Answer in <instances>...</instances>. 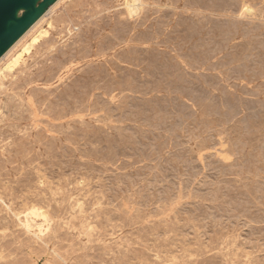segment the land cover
<instances>
[{
	"label": "rangeland",
	"instance_id": "1",
	"mask_svg": "<svg viewBox=\"0 0 264 264\" xmlns=\"http://www.w3.org/2000/svg\"><path fill=\"white\" fill-rule=\"evenodd\" d=\"M14 1L0 264H264V0Z\"/></svg>",
	"mask_w": 264,
	"mask_h": 264
},
{
	"label": "bare ground",
	"instance_id": "2",
	"mask_svg": "<svg viewBox=\"0 0 264 264\" xmlns=\"http://www.w3.org/2000/svg\"><path fill=\"white\" fill-rule=\"evenodd\" d=\"M90 0H88V2H89ZM119 1V0H118ZM164 1V0H163ZM247 1V0H246ZM258 1V0H257ZM263 1V0H262ZM78 2V1H77ZM76 2V3H77ZM91 2V1H90ZM112 2V1H111ZM122 2V1H121ZM125 2V1H124ZM162 2V1H161ZM160 2V3H161ZM259 2V1H258ZM85 3V2H84ZM133 3V2H132ZM138 2H136V4H137ZM247 3V2H246ZM256 3V2H255ZM260 3V2H259ZM74 4V3H73ZM94 4H96V3H94ZM108 4V3H107ZM113 4V3H112ZM125 4V3H124ZM134 4V3H133ZM162 4V3H161ZM250 4V3H249ZM118 5V4H117ZM139 5V4H138ZM137 5V6H138ZM150 5H151V2H150ZM73 6V5H72ZM95 6V5H94ZM114 6H116V5H114ZM144 6V5H143ZM142 6V7H143ZM247 6V5H246ZM261 6H262V4H261ZM63 7V6H62ZM71 7V6H70ZM75 7H76V5H75ZM96 7V6H95ZM127 7V9L128 10H133V9H135L136 7L134 6V5H127L126 6ZM146 7V6H145ZM144 7V8H145ZM157 7H158V5H157ZM55 5L54 6H52L40 19H38L39 21H41L40 22V24L39 25H37V26H40L41 25V23H44L45 21H46V18L50 15V14H52V12L55 10ZM86 8V7H85ZM123 8H125V7H123ZM143 8V9H144ZM148 8H150V7H148ZM162 8V7H161ZM169 8V7H168ZM176 8V7H175ZM245 8H247V7H245ZM61 9V8H60ZM78 9V8H77ZM97 9V8H96ZM126 9V10H127ZM159 9V8H158ZM252 9V8H251ZM66 10V9H65ZM68 10V9H67ZM72 10V9H71ZM74 10V9H73ZM119 10V9H118ZM168 10V9H167ZM242 10V9H241ZM262 10V9H261ZM64 11V10H63ZM76 11V10H75ZM98 11H100V9L98 10ZM102 11H104V10H102ZM106 11V10H105ZM105 11H104V14H105ZM114 11V10H113ZM179 11V10H178ZM251 11V10H250ZM62 12V11H61ZM78 12V11H77ZM101 12V11H100ZM107 12V11H106ZM130 12V11H129ZM138 12H139V10H138ZM241 12V11H240ZM88 13V12H87ZM93 13V12H92ZM91 13V14H92ZM127 13V12H126ZM177 13V12H176ZM195 13V12H194ZM209 13V12H208ZM242 13V12H241ZM253 13V12H252ZM60 14V13H59ZM98 14H100V13H98ZM130 14V13H129ZM159 14V13H158ZM157 14V15H158ZM189 14V13H188ZM200 14V13H199ZM150 15V14H149ZM212 15V14H211ZM219 15H221V14H219ZM228 15V14H227ZM249 15V14H248ZM248 15H247V17H248ZM258 15V14H257ZM256 15V16H257ZM58 16V15H57ZM68 16V15H67ZM141 16V15H140ZM230 16V15H229ZM243 16V15H242ZM245 17V16H244ZM57 18V17H56ZM215 18V17H214ZM225 18V17H224ZM230 18V17H229ZM233 18V17H232ZM250 18V17H249ZM53 19H55V18H53ZM234 19V18H233ZM57 20V19H56ZM63 20V19H62ZM134 19H132V21H133ZM39 21H37L32 27H34L36 24H38V22ZM54 21V20H53ZM172 21V20H171ZM251 21V20H250ZM138 22V21H137ZM85 23V22H84ZM58 24V23H57ZM90 24V23H89ZM89 24H88V26H89ZM68 25V24H67ZM83 25V24H82ZM81 25V26H82ZM96 25H98V24H96ZM132 24H130V26H131ZM49 26V25H48ZM135 26V25H134ZM63 27V26H62ZM70 27V26H69ZM80 27V26H79ZM103 27V26H102ZM110 27V26H109ZM132 27V26H131ZM145 27V26H144ZM60 28V27H59ZM77 28V27H76ZM54 29V28H53ZM73 29V28H72ZM104 29V28H103ZM35 30V29H34ZM67 30V29H66ZM76 30V29H75ZM134 30V29H133ZM28 31H29V29H28ZM48 31V30H47ZM77 31V30H76ZM139 31V30H138ZM40 32V31H39ZM55 32V31H54ZM137 32V31H136ZM144 32V31H143ZM106 33V32H105ZM24 34H26V33H24ZM41 34H43V35H45L46 34V32L45 31H42L41 32ZM68 34H70L69 32H68ZM84 34V33H83ZM132 34H134V33H132ZM34 35V34H33ZM54 35V34H53ZM61 35V34H60ZM88 35H89V33H88ZM103 35V34H102ZM57 36V35H56ZM24 37V36H23ZM52 37V36H51ZM60 37V36H59ZM68 37V36H67ZM101 37V36H100ZM99 37V38H100ZM238 37V36H237ZM22 38V37H21ZM65 38V37H64ZM72 38H73V36H72ZM26 39V38H25ZM31 39V38H30ZM56 39V38H55ZM88 39V38H87ZM90 39H91V36H90ZM98 39V38H97ZM232 39V38H231ZM241 39V38H240ZM35 40L36 39H34V42H35ZM59 40V39H58ZM156 40V39H155ZM19 41V40H18ZM67 41V40H66ZM23 42V41H22ZM59 42V41H58ZM96 42V41H95ZM128 42V41H127ZM25 43V42H24ZM45 43V42H44ZM94 43V42H93ZM100 42H98V44H99ZM21 44V43H20ZM96 44V43H95ZM133 44V43H132ZM57 45H58V43H57ZM129 46H130V44H128ZM147 45V44H146ZM15 46V45H14ZM60 46V45H59ZM62 46V45H61ZM76 46H78L77 44H76ZM84 46V45H83ZM133 46V45H132ZM150 46V45H149ZM57 47V46H56ZM128 47V46H127ZM137 47V46H136ZM147 47V46H146ZM151 47V46H150ZM23 48V47H22ZM54 48V47H53ZM64 48V47H63ZM169 48V47H168ZM25 49V48H24ZM24 49H21V50H24ZM41 49V48H40ZM65 49V48H64ZM123 49V48H122ZM18 50V49H17ZM26 51H28L29 49L28 48H26L25 49ZM52 50V49H51ZM54 50V49H53ZM75 50V49H74ZM93 50V49H92ZM91 50V51H92ZM13 51H15V50H13ZM30 51V50H29ZM38 51V50H37ZM42 51V50H41ZM8 52V51H7ZM17 52V51H16ZM16 52H15V54H16ZM46 52V51H45ZM102 52V51H101ZM6 53V52H5ZM4 53V54H5ZM12 53V52H11ZM38 53V52H37ZM46 53H48V52H46ZM113 53V52H112ZM18 54V53H17ZM35 54V53H34ZM41 54V53H40ZM50 54V53H49ZM56 54V53H55ZM92 54V53H91ZM97 54V53H96ZM173 54V53H172ZM47 55V54H46ZM51 55V54H50ZM112 55V54H111ZM174 55V54H173ZM221 55V54H220ZM4 56V55H3ZM12 56V55H11ZM32 56V55H31ZM83 56V55H82ZM92 56V55H91ZM103 56V55H102ZM129 56V55H128ZM36 57V56H35ZM44 57V56H43ZM96 57V56H95ZM110 57V56H109ZM147 57H148V55H147ZM21 57L20 56H17V57H15L14 59H12V60H10L9 62H7L5 65V68H10V65L12 64V65H15V64H17V62H18V60L20 59ZM33 58V57H32ZM31 58V59H32ZM90 58V57H89ZM103 58V57H102ZM137 58V57H136ZM135 58V59H136ZM216 58H217V56H216ZM69 59V58H68ZM85 59V58H84ZM91 59V58H90ZM97 59V58H96ZM100 59V58H99ZM109 59V58H108ZM214 59H215V57H214ZM38 60V59H37ZM42 60V59H41ZM89 60V59H88ZM105 60V59H104ZM103 60V61H104ZM25 61V60H24ZM32 61H35L34 59L32 60ZM44 61V60H43ZM46 61V60H45ZM85 61H86V59H85ZM90 61V60H89ZM99 61V60H98ZM102 61V60H101ZM106 61V60H105ZM6 62V61H5ZM52 62H54L53 60H52ZM62 62V61H61ZM137 62V61H136ZM2 63V62H1ZM29 63V62H28ZM83 63H84V61H83ZM95 63H96V61H95ZM102 63H104V62H102ZM106 63V62H105ZM120 63V62H119ZM183 63V62H182ZM23 64V63H22ZM76 64V63H75ZM74 63H73V65H75ZM77 64H78V62H77ZM87 64H89L88 62H87ZM86 64V65H87ZM91 64V63H90ZM43 65V64H42ZM49 65V64H48ZM68 65V64H67ZM70 65H72V64H70ZM121 65V64H120ZM27 66H28V64H27ZM34 66V65H33ZM44 66V65H43ZM76 66V65H75ZM80 66V65H79ZM85 66V65H84ZM96 66H97V64H96ZM126 66V65H125ZM25 67V66H24ZM68 67V66H67ZM74 67V66H73ZM78 67V66H77ZM181 67V66H180ZM37 68V67H36ZM100 68V67H99ZM104 68V67H103ZM27 69V67L25 68V70L24 71H27L26 70ZM63 69V68H62ZM61 69V70H62ZM68 69V68H67ZM72 69V68H71ZM20 70V69H19ZM29 70V69H28ZM46 70V69H45ZM75 70V69H74ZM110 70V69H109ZM21 71V70H20ZM68 71V70H67ZM47 72V71H46ZM61 72H63V71H61ZM34 73V72H33ZM67 73V72H66ZM70 73V72H69ZM113 73V72H112ZM180 73V72H179ZM203 73H205V72H203ZM31 74V73H30ZM74 74V73H73ZM79 74V73H78ZM24 75V74H23ZM46 75V74H45ZM45 75H43V76H45ZM63 75V74H62ZM75 75H76V73H75ZM28 76V75H27ZM42 76V77H43ZM58 76V75H57ZM114 76V75H113ZM117 76V75H116ZM174 76V75H173ZM18 77V76H17ZM16 77V78H17ZM61 77V76H60ZM77 77V76H76ZM57 78V77H56ZM88 78V77H87ZM115 78V77H114ZM32 79V78H31ZM30 79V80H31ZM60 78H58V80H59ZM78 79V78H77ZM115 79H117V78H115ZM83 80V79H82ZM28 81V80H27ZM52 81V80H51ZM61 81V80H60ZM80 81V80H79ZM101 81V80H100ZM13 82V81H12ZM32 82V81H31ZM45 82V81H44ZM70 82V81H69ZM87 82V81H86ZM102 82V81H101ZM118 82V81H117ZM58 83V82H57ZM127 83V82H126ZM195 83V82H194ZM54 84V83H53ZM68 84V83H67ZM257 84V83H256ZM36 85V84H35ZM49 85V84H48ZM55 85V84H54ZM105 85V84H104ZM43 86V85H42ZM68 86V85H67ZM39 88V87H38ZM44 88V87H43ZM48 88V87H47ZM51 88V87H50ZM116 88V87H115ZM36 89V88H35ZM49 89V88H48ZM43 90V89H42ZM50 90V89H49ZM75 90V89H74ZM120 90V89H119ZM124 90V89H123ZM46 91H47V89H46ZM69 91V90H68ZM122 91V90H121ZM108 92V91H107ZM258 92V91H257ZM35 93V92H34ZM38 93V92H37ZM66 93V92H65ZM69 93V92H68ZM74 93V92H73ZM92 93V92H91ZM98 93V92H97ZM121 93V92H120ZM125 93V92H124ZM124 93H123V95H124ZM129 93V92H128ZM64 94V93H63ZM72 94V93H71ZM70 94V95H71ZM132 95V94H131ZM137 96H138V94H137ZM70 97V96H69ZM124 97V96H123ZM91 98V97H90ZM113 98V97H112ZM114 98H115V96H114ZM118 99V98H117ZM87 100V99H86ZM113 100V99H112ZM115 100V99H114ZM75 102V101H74ZM99 102H100V100H99ZM89 103V102H88ZM96 103V102H95ZM103 103V102H102ZM75 104V103H74ZM73 104V105H74ZM84 104V103H83ZM87 104V103H86ZM93 104V103H92ZM104 104V103H103ZM90 105V104H89ZM76 106V105H75ZM79 107V106H78ZM81 107V106H80ZM83 109V108H82ZM85 109V108H84ZM83 109V110H84ZM93 109V108H92ZM101 109V108H100ZM105 109V108H104ZM78 110V109H77ZM88 111V110H87ZM107 111V110H106ZM97 112V111H96ZM79 113V112H78ZM84 113V112H83ZM80 116V115H79ZM30 118V117H29ZM7 125V124H6ZM10 125V124H9ZM8 189V188H7ZM9 190V189H8ZM9 194V193H8ZM10 195V194H9ZM8 198V197H7ZM2 199V198H1ZM2 204V203H1ZM3 205V204H2ZM79 208V207H78ZM39 209V208H38ZM75 209V208H74ZM41 210V209H40ZM34 211H36L35 210V208H34ZM33 211V212H34ZM42 211V210H41ZM78 212H79V210H77ZM32 212V213H33ZM40 212V211H39ZM177 212V211H176ZM36 213V212H35ZM174 213V212H173ZM178 213V212H177ZM34 214V213H33ZM37 214V213H36ZM179 214V213H178ZM38 215V214H37ZM47 215V214H46ZM49 215V214H48ZM174 215H175V213H174ZM36 216V215H35ZM41 217H43V216H41ZM49 219H50V217H48ZM56 218V217H55ZM58 218V217H57ZM69 218V217H68ZM83 219H85V218H83ZM175 219V218H174ZM29 220V219H28ZM27 220V218H26V221H24V224H23V228L25 229V231H29V228H31V223H29V221ZM32 220V219H31ZM44 220H45V218H44ZM51 220V219H50ZM57 220V219H56ZM67 221H68V219H67ZM20 222V221H19ZM31 222V221H30ZM58 223V222H57ZM78 223V222H77ZM31 224V225H30ZM34 224V223H33ZM45 224V223H44ZM50 224V223H49ZM68 224V223H67ZM38 225H41V224H38ZM37 225V226H38ZM47 225V224H46ZM19 226V225H18ZM49 226V225H48ZM22 227V226H21ZM33 227V226H32ZM36 227V226H35ZM34 228V227H33ZM32 228V229H33ZM41 228V227H40ZM46 228V227H45ZM44 228V229H45ZM48 228V227H47ZM71 228V227H70ZM31 230V229H30ZM36 230H39V228L38 229H36ZM35 230V231H36ZM67 230V229H66ZM70 230V229H69ZM90 230V229H89ZM41 231V230H40ZM43 231V230H42ZM45 231H46V229H45ZM38 232V231H37ZM68 232V231H67ZM19 233V232H18ZM39 233V232H38ZM45 233V232H44ZM15 234V233H14ZM48 234H49V231H48ZM73 234V233H72ZM78 234V233H77ZM12 235V234H11ZM31 235H32V233H31ZM38 235V234H37ZM43 235V234H42ZM41 235V236H42ZM58 236H59V234H57ZM82 235V234H81ZM33 236V235H32ZM34 236H35V234H34ZM33 236V237H34ZM47 236V235H46ZM14 237H16V236H14ZM54 237H56V236H54ZM53 237V238H54ZM119 237V236H118ZM121 237V236H120ZM119 237V238H120ZM35 238V237H34ZM60 238V237H59ZM65 239V238H64ZM69 239V238H68ZM197 239V238H196ZM37 240V239H36ZM43 240V239H42ZM45 240V239H44ZM70 240V239H69ZM90 240V239H89ZM32 241V240H31ZM38 241V240H37ZM48 241V240H47ZM93 241V240H92ZM201 241V240H200ZM44 242V241H43ZM57 243H58V241H56ZM55 243V242H54ZM53 243V244H54ZM200 243V242H199ZM34 244V243H33ZM52 244V243H51ZM40 245V244H39ZM61 245V244H60ZM80 245V244H79ZM200 245V244H199ZM56 246H58V245H56ZM77 245H75V247H76ZM54 247V246H53ZM69 247V246H68ZM41 248V247H40ZM60 248V247H59ZM95 248H96V246H95ZM62 249V248H61ZM66 249H67V247H66ZM72 249V248H71ZM76 249V248H75ZM92 249V248H91ZM70 250V249H69ZM77 250V249H76ZM93 250H95V249H93ZM97 250V249H96ZM71 251V250H70ZM102 251V250H101ZM50 252V251H49ZM64 252V251H63ZM79 252V251H78ZM103 252V251H102ZM61 253V252H60ZM105 253H106V251H105ZM66 254V253H65ZM54 255V254H53ZM63 255V254H62ZM79 255V254H78ZM55 256V255H54ZM59 256H60V254H59ZM109 256V255H108ZM89 257V256H88ZM52 258V257H51ZM62 258V257H61ZM67 258V257H66ZM77 258V257H76ZM90 258V257H89ZM96 258V257H95ZM94 258V259H95ZM58 259V258H57ZM68 259V258H67ZM25 260V259H24ZM59 260V259H58ZM73 260V259H72ZM78 260V259H77ZM53 261V260H52ZM64 261H65V259H64ZM23 262V261H22ZM28 263V262H27ZM67 263V262H66ZM70 263V262H69ZM71 263H73V262H71ZM17 264V263H16ZM52 264V263H51Z\"/></svg>",
	"mask_w": 264,
	"mask_h": 264
},
{
	"label": "water",
	"instance_id": "3",
	"mask_svg": "<svg viewBox=\"0 0 264 264\" xmlns=\"http://www.w3.org/2000/svg\"><path fill=\"white\" fill-rule=\"evenodd\" d=\"M14 4V0H0V37L4 32V27L7 24V20L12 14Z\"/></svg>",
	"mask_w": 264,
	"mask_h": 264
}]
</instances>
